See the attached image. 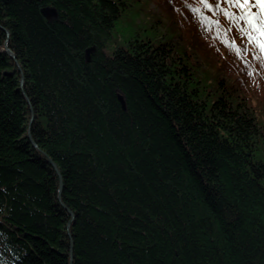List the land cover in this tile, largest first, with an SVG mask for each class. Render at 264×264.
Masks as SVG:
<instances>
[{
	"label": "trees",
	"instance_id": "trees-1",
	"mask_svg": "<svg viewBox=\"0 0 264 264\" xmlns=\"http://www.w3.org/2000/svg\"><path fill=\"white\" fill-rule=\"evenodd\" d=\"M5 40L0 264H264V0H0Z\"/></svg>",
	"mask_w": 264,
	"mask_h": 264
},
{
	"label": "water",
	"instance_id": "water-1",
	"mask_svg": "<svg viewBox=\"0 0 264 264\" xmlns=\"http://www.w3.org/2000/svg\"><path fill=\"white\" fill-rule=\"evenodd\" d=\"M42 13H43V15L44 16H51V15H53L54 14V10H52V9H43L42 10ZM5 34L7 35V32L5 31ZM0 51H2V52H4L5 54H7L11 59H14V55H13V53L7 48V40H5L4 42H3V44H2V46H1V49H0ZM94 51V48L93 47H91V48H88L86 51H85V60L86 61H89V59H90V53L91 52H93ZM21 78H20V80H19V82L21 83ZM24 95V94H23ZM24 98L26 99V97L24 96ZM117 98H118V101L120 102V104H121V107L122 108H124V100H123V98H122V96L119 94L118 96H117ZM27 138H28V141L30 142V144H31V146L33 147V148H37L36 147V145L34 144V142L30 139V137H29V134H28V129H27ZM48 163L54 168V170L56 171V173H57V175H58V172H57V169L55 168V165L50 161V160H48ZM58 178H59V175H58ZM60 190H61V181H60V178H59V182H58V190H57V200H58V202L60 203V205L64 208V209H66L65 208V206L60 202V199H59V193H60ZM68 213H69V215L72 217V214L68 211ZM68 225H69V223L67 224V227H68ZM68 236H69V234H68ZM69 239H70V236H69ZM71 241V240H70ZM69 241V243H70V247H69V253L71 254V242ZM69 264H71L70 262H69Z\"/></svg>",
	"mask_w": 264,
	"mask_h": 264
},
{
	"label": "rangeland",
	"instance_id": "rangeland-1",
	"mask_svg": "<svg viewBox=\"0 0 264 264\" xmlns=\"http://www.w3.org/2000/svg\"><path fill=\"white\" fill-rule=\"evenodd\" d=\"M255 116L259 126H264V106H254Z\"/></svg>",
	"mask_w": 264,
	"mask_h": 264
}]
</instances>
